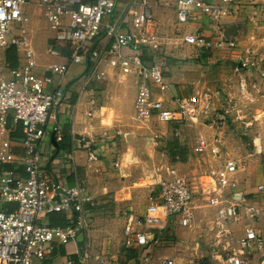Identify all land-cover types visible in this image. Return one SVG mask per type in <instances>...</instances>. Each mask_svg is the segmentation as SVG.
<instances>
[{"label":"built area","instance_id":"1","mask_svg":"<svg viewBox=\"0 0 264 264\" xmlns=\"http://www.w3.org/2000/svg\"><path fill=\"white\" fill-rule=\"evenodd\" d=\"M42 15L58 45L71 48L70 62L85 59L89 44L100 35L105 16L114 15L116 0H39ZM158 0H128L126 10L115 24L107 27V35L115 43L108 51L112 66H119L123 75L135 78L134 118L146 123L156 118L161 123H196L202 112L198 94L176 99L175 109H168L157 97L168 90L163 60L155 55L161 46L172 43L161 36L155 19ZM27 0H0V50L15 47L22 52L16 68L9 69L10 78L0 80V264H34L52 254L55 244H68L89 229L90 216L84 209L89 196L83 185L66 186L54 180L42 163V144L48 125L56 119L65 99L62 80L67 64H51L49 74L40 75L29 40L30 17L25 12ZM247 15L253 23L264 20V0H176L175 15L179 26H189L203 18L212 23ZM178 41L202 49L234 50V41L207 38L200 33L180 34ZM176 43V41L174 42ZM123 48H130L129 56ZM149 49L155 61H143L144 49ZM100 52H92L93 61ZM245 67L246 64H243ZM264 75V73H262ZM103 74H99V77ZM98 77V78H99ZM56 79V81H55ZM53 86L52 92L46 88ZM21 137L14 136L16 128ZM259 139V138H258ZM61 141V135L56 136ZM215 143L218 141L215 138ZM18 148L19 153L14 149ZM198 156L221 157L217 146L198 139L194 147ZM93 158V156H92ZM206 163L202 174L209 182L195 184L177 165H169L157 182L158 197L150 195L145 214L135 217L125 214L122 243L138 253L139 264H176L171 258L154 257L151 248L160 247L161 235L174 221L192 228L198 196L207 193L208 205L214 212L216 234L214 257L199 264H249L248 258L258 253V264H264V237L248 225L242 236L234 227L243 218L256 221L260 210L247 199H237L239 166L232 158H224L214 169ZM117 166V165H116ZM9 167V169H8ZM20 172L25 176H20ZM210 190V192H208ZM264 196V178L256 188ZM73 210L75 223L65 227L45 222L54 212ZM80 264H112L110 259L95 255L87 244Z\"/></svg>","mask_w":264,"mask_h":264},{"label":"crops","instance_id":"2","mask_svg":"<svg viewBox=\"0 0 264 264\" xmlns=\"http://www.w3.org/2000/svg\"><path fill=\"white\" fill-rule=\"evenodd\" d=\"M175 3L176 0H158V4L155 6V19L159 31L160 27L164 25L162 17L165 14L172 13L176 23ZM127 6L128 0H116L114 15L104 17L100 35L90 42L85 59L75 63L70 62L71 48L54 42V34L42 15L39 0H27L25 12L31 19L29 40L35 53L38 73L46 75L49 74L47 71L49 65L68 63L67 73L62 80L65 99L56 119L48 125L46 136L40 145L42 163L54 180L61 179L66 186L79 184L85 187L89 201L84 204V209L90 216L87 232H83L77 240L68 244H55L52 254L43 261H36L34 264H80L82 253L88 243L92 245L95 255L104 257L107 260L110 259L112 264H119L118 260L122 256L123 232L118 231L119 228L114 227V225H117L120 219L124 221L125 214L142 217L145 214L149 196L158 197L159 195V187L150 185L144 188H136L131 183V178L123 179L128 173L133 174L131 171L134 170V167L129 166V168H126V152L117 153L106 143L110 139L108 134L115 133V128H119L117 130L118 134L122 135L123 131L125 132L129 126L135 123L136 80L131 75H123L119 66H112L109 61L113 57L108 55V51L114 45L115 40L107 35V27L115 24ZM244 20H247L246 24L249 28L247 36L242 37L240 41L236 39L228 40L236 43L234 50L202 49L187 46L181 42H176L177 44L170 46L171 49H175L174 57L183 59L187 57L189 61L185 63V61L172 60L176 63L175 69L169 58L166 61L167 65L164 64L168 90L162 94H157V97L164 102L166 108L175 109L177 98H187L200 89L202 76H204L201 73V68L205 64L209 65L225 60L240 63L247 60L252 61L254 64L260 63L259 65L264 68V20L254 23V27H257L255 35L254 30L251 31V20L246 14L229 19L225 23L237 24ZM218 24L203 18L201 21L187 27H191V31L181 32L185 26H179L176 23L179 26V35L200 33L211 39H215V37L212 38L209 33ZM163 39L165 41L167 37ZM9 51V49L0 50V80L10 78ZM95 51L100 52L101 55L93 61L89 58H91V53ZM122 51L125 56L132 53L130 48H123ZM146 51L148 55L143 58H147L145 60L148 62H154L155 59L154 56H151L150 50L146 48ZM21 57L22 52H18L15 48L17 65L14 68L19 65ZM239 63L238 67L241 65ZM248 68L251 69L252 67L248 66L246 69ZM262 73L260 72L261 76L264 77ZM99 74H103V76L99 77ZM247 74L248 72L244 73V76L246 77ZM233 76L235 75L233 74ZM244 79L243 77L236 78V84L239 83L238 87L242 88ZM261 83L264 86V81ZM256 85L260 86L259 84ZM53 86H48L46 91L52 92ZM241 92L237 91L235 94L239 95ZM235 94L231 91L229 95L235 97ZM261 97L264 98V90H262ZM188 123H169L170 125L163 123L161 129L163 128L165 133L167 130L173 129V133L179 136V142L184 141L187 145L194 138L197 140L200 138L205 139L207 133L216 132L213 125H206L205 123L200 125L198 120L197 123H190V129H187L189 128L186 127ZM186 129L190 132H187V135L183 133ZM53 133H55V140L57 135H61L62 140L58 145L60 148L52 142ZM221 133L220 128L219 134L216 137L215 134L213 135L214 139L216 138L220 142L223 138ZM162 141L163 144L168 143L167 138ZM254 147L255 151H245L242 156L226 153L229 156L226 158L236 160L240 168L238 173L240 185L236 191L238 193L237 199L239 197L242 200L246 198V203L252 204L261 212L259 218L254 222L243 218L234 227L236 236H242L245 228L251 225L260 236L264 237V196L256 192L257 186L264 178V140L260 142L258 151L255 142ZM56 148H58V151H56ZM189 149L187 156L189 159L184 165H186V168L188 166L192 167L191 173L198 174L193 175L195 182H197L195 184H198L203 181L201 179L204 177L201 174L207 172L206 163L210 162L211 157L210 155H208V158L199 157L194 153V147ZM14 151L18 154L20 150L15 148ZM195 157L196 159H194ZM200 159L203 165L198 162ZM181 164L183 163L181 162ZM183 169L185 168L183 167ZM19 175L25 176L23 172H20ZM210 212V210L209 212L199 210L198 215H195V224L191 229L181 227L178 223L171 221L164 236L161 235L162 243L160 247L151 248L153 256L171 258L176 264L208 262L209 259L215 256V249H212V246H215L214 242H216V234L212 231L214 216H210ZM50 217L61 220L64 226H57L65 227L75 223L76 213L73 210L51 213L45 219L48 224ZM114 260L117 263H113ZM258 262V253L249 256V264H258Z\"/></svg>","mask_w":264,"mask_h":264},{"label":"rangeland","instance_id":"3","mask_svg":"<svg viewBox=\"0 0 264 264\" xmlns=\"http://www.w3.org/2000/svg\"><path fill=\"white\" fill-rule=\"evenodd\" d=\"M174 20L175 18L172 13L165 14V16L162 17V23L164 25L160 27L161 34L162 36L169 38V40H172V43H164L155 55L160 56L159 58L164 62L163 65L166 64V61L169 58L171 60V65H173L175 69L176 63L172 62V60L185 61V63H188L189 60L187 57L184 59L174 57L175 49L170 48L171 45L173 46L180 42L177 38L179 37V26L176 25ZM225 21L227 20H223L220 24L216 23L218 24L216 26L217 28H212L209 36L212 38L220 37L225 41L234 39L240 41L242 37L247 36L249 30L246 24L247 20L237 24L225 23ZM251 24V31L254 30L255 35L257 27H254L253 22H251ZM187 27L188 26L183 27L181 32L188 30L191 31V27ZM175 41L177 43H174ZM151 56H153L152 53ZM253 56H255V54ZM238 63V61L225 60L217 61L209 65H203L201 68V73L204 75L202 76L203 80H201L200 89L195 92L202 97V100L205 98V101L202 103L203 110L198 116L199 124L203 125V123H205L206 125H213L216 129V132H209L204 137L210 146L211 144L212 146H217L221 155L219 159L212 160L214 162V169L219 167L222 159L229 157L227 156V152L240 156H242V153L244 154L245 151L253 152L255 151L254 142L256 143L258 151L260 142L264 140V98L261 97L262 90H264V86L261 82L264 81V77L260 74V72L262 73L264 71V68L259 65L260 63L254 64L252 61L247 60L241 61L239 63L241 64L240 67H238ZM243 64H246L247 66L244 67ZM248 66H251L252 68L246 69ZM246 72H248V74L245 77L244 73ZM233 74L235 76H233ZM235 77L245 78V82L242 81V88L240 86L238 87L239 83L236 84ZM256 84H259L260 86H257ZM241 89H243L242 92ZM231 91L234 94L237 93V91H240L241 93L239 95L235 94V97H231L229 95ZM162 125L163 123L159 122L156 118H153L150 122L146 123H140L135 120V123L132 126H129L128 130L125 132L123 131L122 135L118 134L117 130L119 128H115V133L112 135L108 134L110 139L106 141L107 145H109L110 148H113L117 153H127L125 161L126 168L131 166L134 167V170L131 171L133 173L132 175L128 173L123 179L131 178V183L136 188H144L145 186L147 187L150 185L157 187V182L160 177L163 176L166 167L169 165H178V167L190 177L198 175L191 173L192 167L188 166L186 168V165H184L189 159L187 157L190 151L189 148L192 149V147H195L198 140L194 138V140L190 141L191 143L189 142L188 145L184 141L180 142L183 147H186L187 151L185 156H182L180 159L186 158V160L180 161V159H178L179 161L177 160V162H173L168 154L169 145L167 144V147L166 144L162 143V140L167 138L170 144L179 140V136H176L175 133H173V129L167 130L165 133L164 129H161ZM190 125V122L186 125V127H189L187 129H190ZM220 128L222 130L221 135L223 138L220 142L218 141L215 143L213 135L215 134L216 137V135L219 134ZM187 129L183 131L186 135L187 132H189ZM194 159H196V157ZM181 162L183 164H181ZM198 162L203 165L201 159ZM183 167L185 169H183ZM201 180L206 182L210 181L208 178H202ZM208 192H210V190H208ZM206 198L207 193L203 196H198L195 203L196 216L198 215L199 210L208 212L210 210V216L214 215ZM124 223L125 220L123 221L120 219V222L117 223L118 226L114 225V227L119 228L117 230L123 232ZM194 224L195 220L193 225ZM213 248L214 245L212 246V249ZM121 253V259L118 260L119 264H139L138 253L126 249L123 244H121ZM112 262L117 263L116 260Z\"/></svg>","mask_w":264,"mask_h":264},{"label":"trees","instance_id":"4","mask_svg":"<svg viewBox=\"0 0 264 264\" xmlns=\"http://www.w3.org/2000/svg\"><path fill=\"white\" fill-rule=\"evenodd\" d=\"M10 51H9V57H8V64L11 68H14L17 64H16V60H15V47H10L8 48ZM148 55V52L146 51V49H144V52H143V57L144 56H147ZM147 59V58H145ZM144 58H143V61H146ZM147 62V61H146ZM14 136H17V137H21L22 134H21V129L19 127L16 128V131L14 132ZM62 140V138H61ZM59 143H61V141L58 142V145ZM167 144L169 145V151H168V154L169 156L172 158V161L173 162H177L178 159H180L182 156H185L186 154V147H183L182 144L179 142V140L177 141H174L173 143H166V146ZM61 146V144H60ZM168 147V146H167ZM58 148H60L58 146ZM58 148H56V151H58ZM54 157L56 156L53 155ZM186 160V158H182L180 159V161H184ZM179 161V160H178ZM9 169V167H8ZM49 225L51 226H57V225H62L64 226V224H62L61 220L59 221L57 218H54V217H50L49 219Z\"/></svg>","mask_w":264,"mask_h":264},{"label":"water","instance_id":"5","mask_svg":"<svg viewBox=\"0 0 264 264\" xmlns=\"http://www.w3.org/2000/svg\"><path fill=\"white\" fill-rule=\"evenodd\" d=\"M52 142L55 144V146H58L56 140H55V133L52 134Z\"/></svg>","mask_w":264,"mask_h":264}]
</instances>
